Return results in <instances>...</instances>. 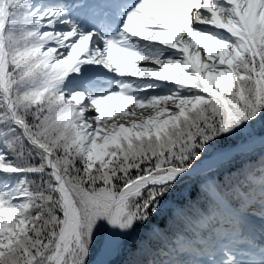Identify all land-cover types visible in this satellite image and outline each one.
Returning a JSON list of instances; mask_svg holds the SVG:
<instances>
[{
	"label": "trees",
	"instance_id": "trees-1",
	"mask_svg": "<svg viewBox=\"0 0 264 264\" xmlns=\"http://www.w3.org/2000/svg\"><path fill=\"white\" fill-rule=\"evenodd\" d=\"M184 1L189 6L196 2ZM5 5L8 12L3 30L6 86L8 84L11 90L13 116L21 121L28 137L51 151V159L78 208L83 246L71 254L72 264H89L97 254L108 215L124 185L146 174L186 168L214 150L238 141H248L264 133V9L259 0H252V26L249 32L263 66L259 69L258 61L248 47L243 46L241 52H236V59L232 63L238 75L236 85L232 84L226 89L214 83L227 107L220 99L208 95V88L196 77L192 86H188V79L183 86L184 92L199 94L217 106L205 110L204 115L186 119L195 123V126L181 125L188 137H173L162 144L159 138L169 130L167 124L156 126V131L143 132L142 136L118 132L113 142L103 147L104 153L94 159L91 167H86L81 160L82 151L80 158L60 160V149L49 142L55 137L46 131L42 134L39 131L47 118L51 127L57 129L62 122L70 130H75L73 123L81 120L79 109L65 112L69 102L64 98L70 85L54 81L55 77L58 80L61 77V81L74 80L76 83L79 78L71 79L70 75L79 73L78 67L83 64L84 58L79 56L74 60L72 64L76 69L68 65L60 76L58 72L66 67L60 64L50 76L53 55H50L51 51L42 52L48 47L52 48L56 40L43 41L52 37L48 27L53 23L44 22L46 16L39 17L36 11L43 6L53 9L60 6L44 0H5ZM173 7V0L148 1L138 27L150 20L148 13L156 12L162 18L172 17L174 23ZM59 11L53 15L57 22L66 15L64 8ZM215 39L224 43L221 37ZM150 51L151 54L155 53L152 49ZM128 88L132 89L129 85ZM24 91L30 97L29 109L20 107L18 96ZM128 92L133 94L131 90ZM134 96L139 103L157 98L141 93H134ZM93 99L98 101L97 97ZM118 99L122 101L123 97ZM230 111L238 116L243 131L239 130V123ZM59 113L62 115L57 116ZM27 136L21 126L13 122L0 92V222H10L19 201L25 199L22 197L26 195L20 196V187H28L33 176L40 184L39 189L28 194L27 202L31 204L26 210L29 211L26 215L28 225L25 227L26 224L19 223L13 233V241L7 237L0 245V264H51L46 258L55 248L62 217L59 195L54 189L50 196L47 194L50 185L55 186V182L45 163V153L32 145ZM142 137L149 139V146H142L147 152L144 159L114 152L122 146L132 147L134 140H141ZM76 140L80 146L85 141L81 138ZM116 144L121 146L115 148ZM69 150L67 142L62 152L70 155ZM25 159L31 164H24ZM43 179L47 183L41 186ZM263 206L264 144L232 153L223 162L204 172L147 185L129 196L122 203L118 215L116 254L107 264H247L250 261L236 257L240 250L229 246L237 238L241 240L240 237L246 232L242 211L246 208L258 209L255 213L264 214ZM25 237H28L27 240L19 241ZM26 249L27 255L22 254ZM65 257L66 254L63 260Z\"/></svg>",
	"mask_w": 264,
	"mask_h": 264
},
{
	"label": "rangeland",
	"instance_id": "rangeland-1",
	"mask_svg": "<svg viewBox=\"0 0 264 264\" xmlns=\"http://www.w3.org/2000/svg\"><path fill=\"white\" fill-rule=\"evenodd\" d=\"M173 2L174 7L171 10L176 18L174 23L172 17L162 18L158 12H156L157 14L148 13L147 16L150 18L149 21H151L152 24L148 26L149 29H144L143 32L132 30L127 32L131 36H134V34L140 35V37H143V40H138L125 33L124 35L120 33L117 45L114 48L109 46L108 40H105V42H102V45H100L97 40L100 38V34L94 31L86 32L81 28L78 22L75 23L74 16L68 17L66 13V15L58 19V22L56 18L53 17V15L60 12L59 9L64 5L67 7L73 4L72 6L78 7L81 5L83 10L82 19H84L87 15H90L88 9L89 0H84L81 4L80 1L72 3L63 0V6L60 8L57 7L53 9L50 6H43L37 9V16H46L44 22L48 21L49 24L53 23L48 27L52 32V34L49 35L52 37L43 39V41L45 42L48 40L51 42L56 40V42L53 44L52 48L48 47L42 51H51L50 55H53L52 58L54 61L50 64V68H52L50 69V76L55 73L54 70H56L57 66L60 64L66 65L64 70L58 72L60 76L65 73V69H67L68 65L72 67L71 69H76L72 63L79 56L84 58L83 64L78 67L80 73L70 75L71 79L80 77L90 80V78L94 77L89 75V73L97 71L94 66L99 67V65L101 66V64L104 63L111 64L112 66H122L130 64L132 61L134 62L132 65L133 68L131 69L133 73L130 74L132 76L126 78L127 80H122L120 85L125 88L124 83H128V81L131 82L133 80L138 85L143 82L139 85L140 87L136 88L139 90H154L156 92L153 91L151 94L147 95L157 96V98L150 101L139 103L140 101L135 99L133 95L135 92H133V94L130 95V101L129 97H127V101L126 99L121 101L118 98L124 94L122 90H120V88H110L99 95L101 98L99 97L98 101H95L93 98H95L96 95L85 94L82 91L81 86L86 79L79 80L75 83L74 80L64 82L61 81V77H59V80L58 77H55L54 82L70 85L64 99L68 101L70 105L75 103L74 105L76 106L73 105L74 109H79L81 113V120L76 121V123L72 125L75 130L68 129L62 122H60L57 129H55L50 126L48 118L46 124L44 123L43 126L40 127L39 131L41 134L46 131L49 135L55 137V139L49 140V142L60 149V160L69 157H78L82 151L81 160L86 167H91L95 161L94 159L104 153L105 146L113 142L118 132H131L142 136L143 132L149 133L151 130L156 131V126L161 125L163 127L167 124L169 130L163 133L159 138L162 144L168 142L173 137L176 139L188 137L187 134L183 132L181 125L195 126V123L186 119L189 117L191 120L199 114L204 115L206 112L205 110L209 111L211 108L217 107L216 103L201 97L199 94L194 93L189 95L184 92L183 86L187 84L188 79H190L188 86H192V81L196 77L208 88V95L220 99L225 106L226 103L219 95L214 83L222 85L226 89L232 84L236 85L238 75L234 64H232L236 59V52H241L243 46L248 47L256 57L259 63V69L262 68L263 62L250 39L249 31L252 26V0H238V2L234 0H196L195 3H192V5L196 4L194 7L192 5L189 6L184 0H173ZM259 4H262L264 9V0H259ZM202 9L208 11L207 16L202 14L203 16L201 17L203 18L202 20L206 22H201L197 19ZM2 15L3 8L1 14L0 6V20ZM90 21L93 23V16H90ZM227 24L230 25L233 30H231ZM144 28L147 27L144 26ZM93 36L96 40L93 39ZM218 37L223 38L224 43L216 41L215 38ZM133 42L135 43L132 44ZM138 46L144 48L147 53L151 52L150 49L155 51V53L152 52L153 55H150V53L147 56H137L132 53V49H136ZM87 50L90 51L89 54ZM216 63L220 64L216 66L214 65ZM207 64H209V67H205ZM85 66L88 71L84 69ZM190 67H192L195 72H192ZM7 86L9 98L11 100V90L8 84ZM106 96H111V98L113 96L115 97L108 99L105 98ZM18 97L21 100L20 107L22 109L31 108L29 105L30 97L25 91L20 93ZM99 105H101V107L97 108ZM27 112L28 111H26V113ZM230 112L235 118V113L232 111ZM178 113L182 114V116H179ZM61 115V113L57 114V116ZM11 116L13 119H16L13 113H11ZM180 128L181 130H179ZM239 130L243 131L244 128L242 127ZM73 133H75V136ZM76 138H81L85 141L80 146ZM148 140L149 139L145 137H142L141 140H134V145L132 147L122 146L121 148H117L121 145L116 144L115 148L117 149H115L114 152L120 153L125 157L130 156L142 160L147 153L142 146H149ZM67 142H69L70 145L69 151L71 156L69 153L62 152V148ZM44 149L51 155L49 149ZM227 155L228 154H226V156ZM199 162H201V160L197 161L196 164ZM27 163L30 162L25 159L24 164ZM147 178L145 182L151 181L150 177ZM43 180L41 186L44 185V182L47 183L46 179ZM39 186L40 184H37V177L34 176L29 181L28 187L22 188L19 186L21 192L20 196H26L22 197L25 198L23 201H19V206L14 212L11 221L7 222L6 220H2L0 222V245L5 242L4 239L7 237H9L10 240L13 239V233L19 227V223L23 225L26 224L25 227L28 225V218L26 215L29 211L26 210L31 206V204L27 202L28 194L36 188L39 189ZM55 186L50 185V191L47 193L49 196L51 195V190L54 189ZM130 192L132 191H129V193ZM29 200L31 199L29 198ZM242 212L243 214L245 212L249 214L250 211L244 210ZM251 216L255 218L256 225L259 227L257 234L264 238V217L253 214ZM1 229H6L7 231ZM26 238L28 237L21 240H19V238L18 240L23 242V240H27ZM77 242L78 240L71 246H69V244L66 245V248L63 249V252L66 254L64 260L58 257L62 250L61 246H59V253L54 256V253L51 252L48 258H46V261L47 259L48 261L50 260L51 264H72L71 254L81 248L80 244L75 246ZM236 244L243 251H246L244 254L245 257L253 259L254 264H264L259 263L260 260L264 261V259H261L264 258V252L256 250V248L249 244L241 243L239 240ZM5 246L7 245L3 247ZM22 254L27 255V249L23 250ZM69 255L70 259L68 258Z\"/></svg>",
	"mask_w": 264,
	"mask_h": 264
},
{
	"label": "bare ground",
	"instance_id": "bare-ground-1",
	"mask_svg": "<svg viewBox=\"0 0 264 264\" xmlns=\"http://www.w3.org/2000/svg\"><path fill=\"white\" fill-rule=\"evenodd\" d=\"M201 11L202 12H200L198 14V17H197V19L199 21L200 20L202 21L203 18H201V17L203 15L207 16V12H208V11L203 10V9ZM214 14H216V13H214ZM91 27H92V25L90 23H88L85 31L86 32L89 31ZM93 39L96 40L95 37H93ZM0 48H1V46H0ZM87 53L89 54L90 51L87 50ZM85 55H86V53H85ZM219 64L220 63H216L214 65L218 66ZM4 77H5V82L3 84ZM0 83H2L1 85H5V86L0 85L1 91H3V94L5 95V93L8 92L7 87H6V69H5L4 60L2 59L1 54H0ZM10 102H11V100H10ZM262 138H263L262 140H264V136H262ZM221 151H224V150H220L218 152H215L214 154H212L208 158L202 159L201 162H199L198 164L195 163L193 166L194 170L195 169H203L205 167L212 166L216 162L222 160L226 156V154H228V152H221ZM174 173H176V172H174ZM147 179L148 178H146V177L144 179H139V181H136V182L131 183V184L128 183L129 185L124 187L123 192L121 193L120 197L118 198L116 203L113 205V208L111 210L108 228L106 230L105 238H104L102 247L100 249V252H98V255L96 256V258L94 257L95 259L93 258L94 260H92L89 264H105V262H107L108 259L111 258L112 254L114 253L115 246H116L115 235H116V230H117V217H118V213L120 210V206H121L122 202L124 201L125 197H127L130 193L134 192ZM58 187L62 193L61 194V202H62L63 208H64V218H63L62 228L60 229V232L57 233L56 245H55V248L53 250V253H54V256L57 255L59 253L58 248H59V246H61L62 250L60 251L58 257H61V260H62L64 254H65V252H63V249L66 248V245L69 244V246H71L73 243H76V241H77L76 230L79 231L80 218H79V221L76 220V212H75V209H74L72 203H70L71 201L68 198L67 193H65L63 191V188L61 186H58ZM129 191H132V192L129 193ZM78 214H79V212H78ZM63 244H65V245H63Z\"/></svg>",
	"mask_w": 264,
	"mask_h": 264
},
{
	"label": "water",
	"instance_id": "water-1",
	"mask_svg": "<svg viewBox=\"0 0 264 264\" xmlns=\"http://www.w3.org/2000/svg\"><path fill=\"white\" fill-rule=\"evenodd\" d=\"M2 7H3V18H2V21L0 23V54L2 55V59L4 60V64H5V69H6V51H5V48H4V40H3V30H4V27L6 25V21H7V17H8V13H7V10H6V5H5V0H3L2 2ZM5 82V77L3 79V84ZM2 83H0L1 85ZM1 86H5V85H1ZM7 87V86H6ZM7 91H8V87H7ZM0 92L3 93V91H1V87H0ZM4 96V99H5V102L7 103V107L9 109V111L12 113V104L10 102V98H9V94L8 92L5 93V95L3 94ZM13 121L15 123H18L21 128H22V131L24 133L25 136H27L25 130H24V127H23V124L19 121V120H16V119H13ZM242 128V127H241ZM262 136H264V134L262 135H258L254 138H252L251 140H248V141H245V142H237L236 144H233V145H228V146H223L222 148L220 149H217V150H214L213 152H211L209 155L207 156H204L202 158H200L199 160H196V161H193L192 164L184 169H180V168H177V169H171V170H168L166 172H163V173H159V174H147L143 177H140V178H137L136 180H134L133 182H130L129 184L131 183H134L136 181H139V179H144L145 177H150L151 178V181H148V182H145L143 184H141L134 192L130 193L127 197H125L124 200H126L129 196L135 194L140 188L144 187V186H147V185H152V184H161L163 182H166L168 180H171L173 178H177V177H180L182 175H185V174H189V175H193V174H196V173H200V172H204L206 171L207 169L209 168H212L214 167L216 164L222 162L221 160L216 162L214 165L212 166H208V167H205L203 169H195L194 170V164L197 162V161H200L202 159H206L208 158L209 156H211L212 154H214L215 152H218L220 150H224V151H228V155L225 157H229V155L231 153H234V152H238V151H242V150H247V149H250L251 147L253 146H256V145H260V144H263L264 143V140H262ZM27 140L32 144L34 145L35 147L41 149L44 153H45V160H46V165L47 167L50 168L51 170V175H52V178H53V181L55 182L56 186L54 187V190L57 192V194L59 195L58 198H59V204H60V208H61V213H62V217L60 219V224H59V227H58V230H57V233L60 232V229L62 228V224H63V218H64V208H63V204L61 202V191L58 190V186H61L63 188V191L65 193H67L68 195V198L70 199V203H72L74 209H75V212H76V220L79 221V214H78V209L76 207V204L74 203V199L72 198L68 188L65 186V183L63 181V178L60 174V172L58 171V169L56 168L54 162L52 161L51 159V156H50V153L48 151H46L44 148H42L36 141H34L33 139H31L30 137L27 136ZM176 172V173H174ZM174 173V174H173ZM129 184H126L122 187V189L120 190V192H118V195L113 203V205L116 203V201L118 200V198L120 197L121 193L123 192L124 190V187L129 185ZM113 205H112V208H113ZM111 208V210H112ZM120 209H121V206H120ZM111 210H110V213H111ZM120 212V210H119ZM110 213L108 215V219H107V227H106V230L108 228V224H109V218H110ZM119 214V213H118ZM73 218V217H72ZM80 222V221H79ZM117 228H118V217H117ZM106 230L104 231V234H103V237H102V244H103V241H104V238H105V234H106ZM76 235H77V240H80V232L76 230ZM57 237V235H56ZM115 240H116V243H117V230H116V235H115ZM102 244L98 250V252H100V249L102 247ZM98 252L97 254L95 255V258L96 256L98 255ZM116 254V246H115V250H114V253L111 257H114ZM94 258V259H95ZM93 259V260H94ZM105 264H107V262H105Z\"/></svg>",
	"mask_w": 264,
	"mask_h": 264
}]
</instances>
